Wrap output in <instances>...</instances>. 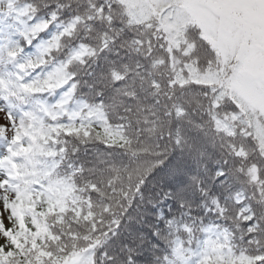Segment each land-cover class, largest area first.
I'll use <instances>...</instances> for the list:
<instances>
[{
	"label": "trees",
	"instance_id": "obj_1",
	"mask_svg": "<svg viewBox=\"0 0 264 264\" xmlns=\"http://www.w3.org/2000/svg\"><path fill=\"white\" fill-rule=\"evenodd\" d=\"M35 7L49 52L24 44L12 57ZM29 55L35 70L18 68ZM222 56L185 0H0V106L16 118L15 145L0 125V159L16 170L7 223L0 211L7 264H37L41 252L52 254L44 264L264 255V114ZM24 81L40 90L25 94Z\"/></svg>",
	"mask_w": 264,
	"mask_h": 264
},
{
	"label": "rangeland",
	"instance_id": "obj_2",
	"mask_svg": "<svg viewBox=\"0 0 264 264\" xmlns=\"http://www.w3.org/2000/svg\"><path fill=\"white\" fill-rule=\"evenodd\" d=\"M185 7L194 25L205 33L219 56H233L236 62L233 74L239 66L235 90L264 114V0H185ZM175 63L176 60L172 59V67ZM6 121L7 113L0 106V125L5 129L6 140L11 142L16 140V126L15 122ZM7 157L8 154L4 153L0 160V181L4 182L0 183V211L5 223L8 222V212L4 209L3 198L8 195L2 186L14 178V168ZM249 171L256 179V166L250 167ZM78 257L79 254L75 253L70 263L64 261L61 264H72Z\"/></svg>",
	"mask_w": 264,
	"mask_h": 264
},
{
	"label": "snow or ice",
	"instance_id": "obj_3",
	"mask_svg": "<svg viewBox=\"0 0 264 264\" xmlns=\"http://www.w3.org/2000/svg\"><path fill=\"white\" fill-rule=\"evenodd\" d=\"M100 11L103 12V8H101ZM49 16L51 19H55L56 13L52 12L49 14ZM32 20H33V23L26 24L24 26L26 31L20 34L21 40L16 42L15 51L11 52L9 54L10 56L16 57L17 55H23L25 53V48L23 47L24 44H27L29 47H35V53L34 54L37 57H39L41 54H45V53L49 52V48H50L49 43L47 41L39 39V37H41L43 31L46 29V27L49 23V20L45 19L44 17H41L39 15V8L38 7H35ZM69 27H71V25H69ZM65 31H67V29H65ZM53 39H55V37H53ZM21 41H22V43H21ZM34 41H38V42L34 45L33 44ZM17 67L20 68L21 70L25 69L26 67L32 68L33 70H35V66L33 64V60H32L31 55H29L25 58L24 63L17 64ZM62 67H63V65H61L59 68H55V71L56 72L61 71ZM52 75H53V71L50 69L49 72L47 73V78L43 79V83L48 84L49 79L51 78ZM19 87L23 89L25 94L40 90V89L34 87V82H29V81L22 82L19 85ZM62 101H63V98H61V102ZM7 116H8V121H6V123H8V122L14 123L15 122L16 118L12 115L10 110L7 112ZM218 175L222 177L224 175L223 171H219ZM0 183H4V182L0 181ZM249 211H251V209H249ZM245 219L246 220H254L255 219V213L253 212L252 216H250V217L246 216ZM258 226H259V224L256 225V227H258ZM252 227L253 226L250 224L249 225L250 234H251ZM0 228H2L4 233H7L8 229L6 227H4L2 225V223H0ZM14 255H15V253H13L11 250L0 248V264H7L8 258L12 257ZM51 255H52L51 253H46V252L39 253L38 258H37V264H44V261L41 260L39 257L51 256ZM248 260H249V264H264V255L252 256V257H249ZM48 264H54V262L49 261ZM127 264H134L133 258L131 256L128 257Z\"/></svg>",
	"mask_w": 264,
	"mask_h": 264
},
{
	"label": "clouds",
	"instance_id": "obj_4",
	"mask_svg": "<svg viewBox=\"0 0 264 264\" xmlns=\"http://www.w3.org/2000/svg\"><path fill=\"white\" fill-rule=\"evenodd\" d=\"M119 9H120V6L119 5H117V8L115 9L116 11H119ZM180 189H179V187L177 188V189H174V190H172L173 191V194H175V192H177V191H179ZM101 264H106V262L105 261H101ZM112 264H118V262L117 261H112ZM119 264H127V261H124L122 258L120 259V261H119Z\"/></svg>",
	"mask_w": 264,
	"mask_h": 264
}]
</instances>
